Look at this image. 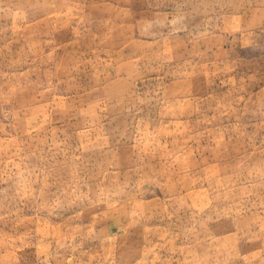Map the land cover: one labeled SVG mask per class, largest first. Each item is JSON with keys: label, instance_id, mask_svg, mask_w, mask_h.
<instances>
[{"label": "rangeland", "instance_id": "obj_1", "mask_svg": "<svg viewBox=\"0 0 264 264\" xmlns=\"http://www.w3.org/2000/svg\"><path fill=\"white\" fill-rule=\"evenodd\" d=\"M0 264H264V0H0Z\"/></svg>", "mask_w": 264, "mask_h": 264}]
</instances>
